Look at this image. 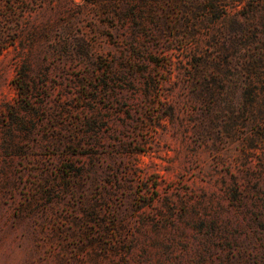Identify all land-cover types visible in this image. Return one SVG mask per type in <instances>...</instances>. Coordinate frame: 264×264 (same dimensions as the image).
<instances>
[{
    "label": "rangeland",
    "instance_id": "obj_1",
    "mask_svg": "<svg viewBox=\"0 0 264 264\" xmlns=\"http://www.w3.org/2000/svg\"><path fill=\"white\" fill-rule=\"evenodd\" d=\"M0 264H264V0H0Z\"/></svg>",
    "mask_w": 264,
    "mask_h": 264
}]
</instances>
